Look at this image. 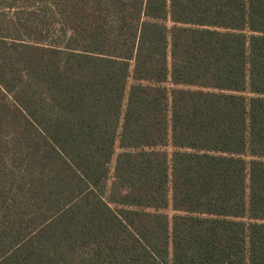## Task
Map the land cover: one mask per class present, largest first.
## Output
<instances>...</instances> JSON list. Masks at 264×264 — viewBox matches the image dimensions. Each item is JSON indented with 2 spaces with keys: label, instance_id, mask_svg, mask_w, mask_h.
<instances>
[{
  "label": "trees",
  "instance_id": "trees-1",
  "mask_svg": "<svg viewBox=\"0 0 264 264\" xmlns=\"http://www.w3.org/2000/svg\"><path fill=\"white\" fill-rule=\"evenodd\" d=\"M0 264H264V0H0Z\"/></svg>",
  "mask_w": 264,
  "mask_h": 264
},
{
  "label": "rangeland",
  "instance_id": "rangeland-1",
  "mask_svg": "<svg viewBox=\"0 0 264 264\" xmlns=\"http://www.w3.org/2000/svg\"><path fill=\"white\" fill-rule=\"evenodd\" d=\"M166 24L169 26V28H171V27L173 26V24H172V22L170 21V19L168 20V22H166ZM133 83H134V81L131 79V80L129 81L128 86L130 87ZM128 90H129V89H128ZM167 150H168L169 152L172 151V149H171L170 147L167 148ZM120 152H121V150L118 148L117 151H116V154H119ZM114 164H115V163H114ZM114 164H113V166H114ZM111 182H112V180H111ZM111 182H110V183H111ZM166 213L169 214L170 217H172V216L175 215V212L172 210V208H169L168 210H166Z\"/></svg>",
  "mask_w": 264,
  "mask_h": 264
}]
</instances>
